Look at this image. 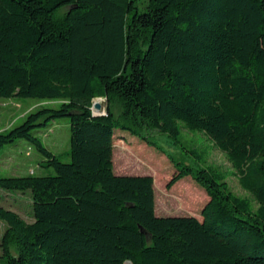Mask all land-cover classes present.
Returning <instances> with one entry per match:
<instances>
[{
  "label": "trees",
  "instance_id": "trees-1",
  "mask_svg": "<svg viewBox=\"0 0 264 264\" xmlns=\"http://www.w3.org/2000/svg\"><path fill=\"white\" fill-rule=\"evenodd\" d=\"M0 98L58 103L0 132L54 170L0 176L30 190L33 216L0 207L5 264H264V0H0ZM63 117L70 162L34 134ZM179 122L211 138L249 197L175 161L167 187L192 176L208 200L201 218L162 216L152 175L115 173L117 135L178 142Z\"/></svg>",
  "mask_w": 264,
  "mask_h": 264
},
{
  "label": "rangeland",
  "instance_id": "rangeland-1",
  "mask_svg": "<svg viewBox=\"0 0 264 264\" xmlns=\"http://www.w3.org/2000/svg\"><path fill=\"white\" fill-rule=\"evenodd\" d=\"M102 109L95 113H106V100L97 98ZM41 106L57 107L58 103L39 98H0V132L20 125L26 115ZM179 141L166 133L149 131L147 136L155 144L126 134L115 138L114 170L116 174L152 175L155 180L156 211L158 215H194L208 200L205 189L192 176H185L171 187H167L177 171L175 161L184 162L194 168L217 169L226 176L229 188L238 196L249 197L235 174L226 156L214 146L211 138L202 131L190 130L179 122ZM44 145L61 161L70 162L71 124L69 117L50 121L46 126L34 130ZM122 134V133H120ZM43 155L26 140H17L0 147V176H25L29 174H54L53 168L41 167ZM0 207L18 212L26 221H33L31 192L0 189ZM201 218V217H200ZM6 224L0 220V264L2 257L1 238Z\"/></svg>",
  "mask_w": 264,
  "mask_h": 264
},
{
  "label": "water",
  "instance_id": "water-1",
  "mask_svg": "<svg viewBox=\"0 0 264 264\" xmlns=\"http://www.w3.org/2000/svg\"><path fill=\"white\" fill-rule=\"evenodd\" d=\"M93 108L96 109L97 111H100L102 109V104L99 102V101H94L93 102ZM95 112V111H94ZM99 114V113H97ZM142 231L148 235V232L145 231L143 228H142Z\"/></svg>",
  "mask_w": 264,
  "mask_h": 264
},
{
  "label": "crops",
  "instance_id": "crops-1",
  "mask_svg": "<svg viewBox=\"0 0 264 264\" xmlns=\"http://www.w3.org/2000/svg\"><path fill=\"white\" fill-rule=\"evenodd\" d=\"M156 213H157V211H156ZM163 216V215H162Z\"/></svg>",
  "mask_w": 264,
  "mask_h": 264
}]
</instances>
